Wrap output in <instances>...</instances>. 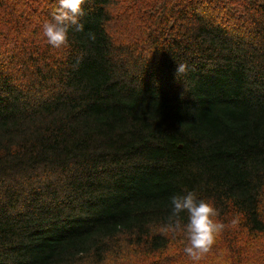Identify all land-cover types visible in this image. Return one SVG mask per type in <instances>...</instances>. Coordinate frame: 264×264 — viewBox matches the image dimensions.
Returning <instances> with one entry per match:
<instances>
[{
  "label": "trees",
  "instance_id": "1",
  "mask_svg": "<svg viewBox=\"0 0 264 264\" xmlns=\"http://www.w3.org/2000/svg\"><path fill=\"white\" fill-rule=\"evenodd\" d=\"M56 7L0 0V264H192L189 191L197 264H264V0H85L59 49Z\"/></svg>",
  "mask_w": 264,
  "mask_h": 264
},
{
  "label": "clouds",
  "instance_id": "2",
  "mask_svg": "<svg viewBox=\"0 0 264 264\" xmlns=\"http://www.w3.org/2000/svg\"><path fill=\"white\" fill-rule=\"evenodd\" d=\"M84 3L85 0H57L51 18L42 24L41 34L49 46L55 49L67 46L70 28L77 25L79 17L84 14ZM187 71V64H175V79ZM170 204L165 231L183 233L186 240L183 252L192 264H197L227 225L217 219L220 213L213 203L199 199L193 191L172 196ZM181 213L187 214L186 222H183ZM231 223L235 225L237 220L233 219Z\"/></svg>",
  "mask_w": 264,
  "mask_h": 264
},
{
  "label": "rangeland",
  "instance_id": "3",
  "mask_svg": "<svg viewBox=\"0 0 264 264\" xmlns=\"http://www.w3.org/2000/svg\"><path fill=\"white\" fill-rule=\"evenodd\" d=\"M262 209H263V212H264V195H263Z\"/></svg>",
  "mask_w": 264,
  "mask_h": 264
}]
</instances>
